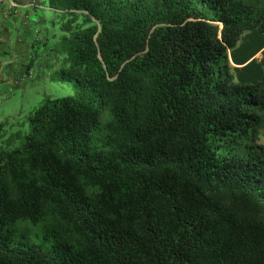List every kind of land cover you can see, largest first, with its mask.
Listing matches in <instances>:
<instances>
[{
	"label": "trees",
	"instance_id": "trees-1",
	"mask_svg": "<svg viewBox=\"0 0 264 264\" xmlns=\"http://www.w3.org/2000/svg\"><path fill=\"white\" fill-rule=\"evenodd\" d=\"M42 1L73 92L0 143V264H264V0Z\"/></svg>",
	"mask_w": 264,
	"mask_h": 264
},
{
	"label": "rangeland",
	"instance_id": "rangeland-1",
	"mask_svg": "<svg viewBox=\"0 0 264 264\" xmlns=\"http://www.w3.org/2000/svg\"><path fill=\"white\" fill-rule=\"evenodd\" d=\"M21 1L27 4L24 0ZM34 1L31 5L39 8L44 7L42 0ZM42 11L47 14L50 21L47 22V29L36 31V34L41 37V44L38 46L36 57L33 59L36 65H33L29 72L25 71L20 77L18 82L20 87L15 89L13 93L7 95L5 92H0V143L3 146L7 145L11 132L18 129L24 131L23 119L36 109L44 99L63 97L73 92L70 84H62L50 79L59 63L56 60V44L62 33L56 18L60 16H56V13L50 9ZM38 64L43 69L40 72H37V68L34 69ZM14 239L25 244L51 245L54 241L51 228L44 222L37 225L22 223L17 228Z\"/></svg>",
	"mask_w": 264,
	"mask_h": 264
},
{
	"label": "crops",
	"instance_id": "crops-1",
	"mask_svg": "<svg viewBox=\"0 0 264 264\" xmlns=\"http://www.w3.org/2000/svg\"><path fill=\"white\" fill-rule=\"evenodd\" d=\"M24 2L28 6L19 9L16 14L13 13L14 15L9 18H4L0 12V92H5L7 95L20 87L19 79L28 70L30 62L31 68L36 65L33 59L36 57V50L41 44V37L36 34V31L47 29V22L50 21L47 14L42 11L52 10L50 7L45 4L43 8L31 5L32 2H35L34 0H24ZM246 36L248 37L249 33H246ZM263 55L264 45L247 63L254 58L260 60ZM232 64L237 66L233 61ZM36 68L37 72L43 70L39 64L34 69ZM260 142L264 144V132L261 134Z\"/></svg>",
	"mask_w": 264,
	"mask_h": 264
},
{
	"label": "built area",
	"instance_id": "built-area-1",
	"mask_svg": "<svg viewBox=\"0 0 264 264\" xmlns=\"http://www.w3.org/2000/svg\"><path fill=\"white\" fill-rule=\"evenodd\" d=\"M0 5H4L5 9L11 10L12 13H17L19 9L27 7V4L23 3L21 0H0ZM7 17L5 13L4 18Z\"/></svg>",
	"mask_w": 264,
	"mask_h": 264
}]
</instances>
